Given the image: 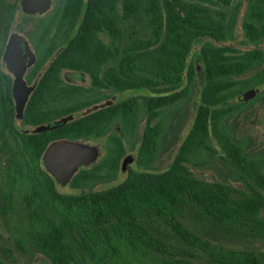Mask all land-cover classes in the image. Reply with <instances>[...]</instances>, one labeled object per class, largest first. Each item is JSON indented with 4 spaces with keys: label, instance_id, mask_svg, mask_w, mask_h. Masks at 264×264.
I'll use <instances>...</instances> for the list:
<instances>
[{
    "label": "trees",
    "instance_id": "trees-1",
    "mask_svg": "<svg viewBox=\"0 0 264 264\" xmlns=\"http://www.w3.org/2000/svg\"><path fill=\"white\" fill-rule=\"evenodd\" d=\"M51 1L25 17L32 55L20 83L29 93L17 116L15 76L1 63L17 0H0V212L16 217L18 248L29 243L50 264H264V249L214 242L264 244V149L233 132L264 83V0ZM199 69L191 125L158 170ZM64 70L87 74L88 85ZM124 90L133 93L80 113ZM96 138L103 156L94 151L66 182L82 191H59L43 165L48 147ZM127 149L136 168L96 189L116 178ZM217 166L221 180L191 169Z\"/></svg>",
    "mask_w": 264,
    "mask_h": 264
},
{
    "label": "rangeland",
    "instance_id": "rangeland-1",
    "mask_svg": "<svg viewBox=\"0 0 264 264\" xmlns=\"http://www.w3.org/2000/svg\"><path fill=\"white\" fill-rule=\"evenodd\" d=\"M12 1V0H7ZM28 0H17V6L14 16V21L12 23V31L10 35V41L16 42L18 45V52L16 51V54L18 57H20V62L16 65V68L19 69V74L21 78H23L24 73L28 69L30 63H31V47L28 41L25 39V30L28 29L32 21H25L26 15L31 14L32 16H39L42 14H45L49 11V7L51 6L52 1H49L48 6L41 9L39 6L42 4L41 0H36V2L33 0V2H30ZM235 33H236V40H240L243 38V33L240 28V24L238 23L235 27ZM199 40H197L193 45V50L196 51L198 48ZM17 60V59H16ZM194 60L196 65L199 66L198 56L194 55ZM21 62H23V66L21 67ZM2 68L10 73L13 77L15 76L12 70L9 68V64L7 60H4L2 58L1 60ZM63 77L74 83L78 84H84L88 85L89 83V77L87 74L83 75L81 73H77L71 70H64L63 71ZM203 82V74L200 72V69L197 72L196 80H195V87L194 91L192 92V95L190 97V100L187 104V111L185 114V119L183 123L180 126L179 134L177 137L176 142L171 144L159 157L157 161V167L158 170H162L170 164L174 153L188 131L193 116L195 112L196 105L198 103V90L201 87ZM29 89L31 87H28ZM29 93V90L26 91L25 97H27ZM133 91L131 90H124L120 92H114L109 98L103 100L102 102L92 105L91 107L81 111L80 113H85L89 110H92L94 108L107 105L111 102H114L115 100L124 98L130 94H132ZM253 102L251 105L238 113V115L233 120V132L234 135L238 138H248L249 140V148L251 151H259L264 149V83L258 85L255 88ZM75 114H72L69 116L73 117ZM142 124V123H141ZM214 141V140H213ZM138 142V141H137ZM65 146L70 147V154L73 156H80L82 158H87L86 162H81L77 169L81 166H86L92 163L88 161V157H91L93 155V152L95 151L96 157L95 159H100L103 156L104 152V138H96V139H90V140H76V141H70L64 143ZM127 146V144H126ZM135 155H136V149L130 150L127 149L125 155L121 159V166L119 167L117 171L116 178L114 180L99 183L95 186L96 189L106 188L109 186H112L116 183H119L124 179L126 176L127 168L132 167L136 168L135 166ZM192 171L199 176L200 173L204 175L205 178L212 180L217 179L221 180L220 175L224 176L223 172L221 171L220 167H208V168H199V167H191ZM219 172L221 174L219 175ZM53 178L57 182L56 187L59 191L67 192V193H79L82 191V189L72 188L68 186L66 183L61 184L58 182L55 178V176L52 174ZM233 184L236 187H241L242 183L238 180L234 181L232 180ZM17 222L15 216H3L0 212V260L6 262V264H50V261L47 257H45L42 253L34 250L33 246H30L29 243L26 244L25 250H22L21 248H18L17 243L15 242L14 238L18 235L17 233ZM219 239V238H218ZM214 240L216 243H222L227 247H239L244 248L247 245H254L256 248L263 250L264 244L252 241L251 239L243 240V241H223L221 238L218 240ZM9 248L12 251L13 257L15 261H7L5 256L3 255L2 248Z\"/></svg>",
    "mask_w": 264,
    "mask_h": 264
},
{
    "label": "water",
    "instance_id": "water-1",
    "mask_svg": "<svg viewBox=\"0 0 264 264\" xmlns=\"http://www.w3.org/2000/svg\"><path fill=\"white\" fill-rule=\"evenodd\" d=\"M33 2V0H28ZM27 1V2H28ZM36 2V0H34ZM41 9L48 6V0H41ZM18 45L16 42H8L6 49L3 54V59L8 61V66L15 75V84L13 87V96L15 99L17 116H20L24 102L26 100L23 87L20 83V74L19 69L16 68V65L20 62V57L17 56L16 51L18 52ZM17 59V60H16ZM23 62H21V67ZM49 126H41L38 129L47 128ZM43 165L48 172L53 174L58 182L65 184L68 178L76 171L77 166L81 162H85L86 158L80 156H73L70 154V147L65 146L64 143H53L51 144L46 152L43 155Z\"/></svg>",
    "mask_w": 264,
    "mask_h": 264
},
{
    "label": "flooded vegetation",
    "instance_id": "flooded-vegetation-1",
    "mask_svg": "<svg viewBox=\"0 0 264 264\" xmlns=\"http://www.w3.org/2000/svg\"><path fill=\"white\" fill-rule=\"evenodd\" d=\"M81 74H82V75H83V77H84V75H85V74H83V73H81Z\"/></svg>",
    "mask_w": 264,
    "mask_h": 264
}]
</instances>
